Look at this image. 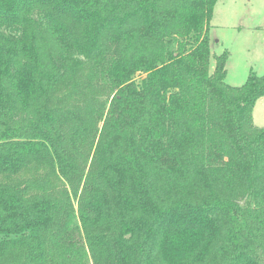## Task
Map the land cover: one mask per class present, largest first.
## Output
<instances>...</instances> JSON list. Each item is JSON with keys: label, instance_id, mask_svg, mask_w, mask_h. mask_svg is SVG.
Returning <instances> with one entry per match:
<instances>
[{"label": "trees", "instance_id": "1", "mask_svg": "<svg viewBox=\"0 0 264 264\" xmlns=\"http://www.w3.org/2000/svg\"><path fill=\"white\" fill-rule=\"evenodd\" d=\"M218 0H0V264H264V75L212 68Z\"/></svg>", "mask_w": 264, "mask_h": 264}, {"label": "rangeland", "instance_id": "2", "mask_svg": "<svg viewBox=\"0 0 264 264\" xmlns=\"http://www.w3.org/2000/svg\"><path fill=\"white\" fill-rule=\"evenodd\" d=\"M214 57L229 52L226 81L245 83L250 72L264 75V0H218L210 24ZM254 124L264 128V97L254 108Z\"/></svg>", "mask_w": 264, "mask_h": 264}]
</instances>
